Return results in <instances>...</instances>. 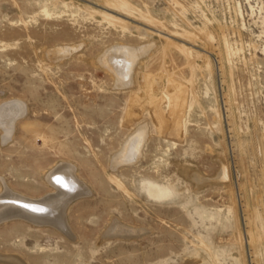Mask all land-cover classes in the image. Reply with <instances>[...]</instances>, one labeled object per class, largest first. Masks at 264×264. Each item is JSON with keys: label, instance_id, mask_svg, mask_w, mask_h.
Wrapping results in <instances>:
<instances>
[{"label": "rangeland", "instance_id": "rangeland-1", "mask_svg": "<svg viewBox=\"0 0 264 264\" xmlns=\"http://www.w3.org/2000/svg\"><path fill=\"white\" fill-rule=\"evenodd\" d=\"M118 47H144L126 88L100 61ZM7 102L26 112L0 126V194L58 221L1 222L0 264H264V0H0ZM142 128L139 162H118ZM62 163L80 194L41 204ZM113 220L142 232L105 237Z\"/></svg>", "mask_w": 264, "mask_h": 264}, {"label": "bare ground", "instance_id": "bare-ground-1", "mask_svg": "<svg viewBox=\"0 0 264 264\" xmlns=\"http://www.w3.org/2000/svg\"><path fill=\"white\" fill-rule=\"evenodd\" d=\"M143 48H141V49L140 48H136V49H131V50L128 49V48L125 49V48H121V47H118V49L117 48L116 49L113 48L114 51H110V50L109 51H105V53L100 57V61L105 66L110 68L113 72H115V74H116L115 76H117V81L116 82H117V86L118 87L126 88V87H129V86L132 85V82H133L132 81L133 78H131L132 77V72H133V69L135 67V64L138 63V61H137L138 58H137V53L136 52H141V50ZM67 49H70V48L61 47V48H57V49H54V50L51 49L52 52L46 50L45 54H43V55L46 58H48V59L51 58L50 60H52V62H53L52 53H53V55L55 54L54 55L55 58L58 57L59 55L60 56L61 55L65 56L66 53H67V51H66ZM135 53H136V55H135ZM25 112H26V108H25L23 103L7 102V103H4V104L0 105V126L5 131V135H6L5 138L6 139H10L11 138V136H12L11 134L13 133V130L15 128L14 126L16 124V121L19 118H21L25 114ZM144 129L145 128L140 129L141 130L140 133L132 135L133 137H131L128 140V142H126V146L124 145L125 147H123L124 148L123 151L121 149V152H120V154L118 156L119 158H117L119 160L118 162H123V163H126V164L127 163L131 164V163L139 162V160H140V158L142 156L141 155L142 154V148H143V143L142 142H145V141H143L145 139L144 138V135H145V130ZM117 159H115V160L117 161ZM120 164H122V163H120ZM221 166L222 167H221L220 173L218 172L219 174L217 175L218 176L217 178L220 181H222V182H226V181H228L227 167L224 164H222ZM113 167H115V164H114ZM67 168H68V164L62 163L60 166L58 165V167L55 168L54 170L51 169L53 171L51 172L50 178H52L54 186H56V188H58V194L52 195V196H50L48 198H45V200H40L41 204H44V205L50 204L55 198L59 197L60 195L66 194V193H67V195L71 194V196H78L80 194V192H81L79 190L80 188L79 189L76 188L77 185L75 186L73 184L74 180L70 181V179L68 178L67 172H65L67 170ZM188 176L190 178H192V180H195L198 184H201L202 182L206 181L204 179L203 175H201V174H199L198 172H195V171H191V172L189 171L188 172ZM109 178H110V180L113 181V183H116L121 189H123V191L128 192L127 188L124 186L123 183H121V181L117 177H115L114 175H110ZM78 181H80V180H78ZM147 182L148 183H147V186H146V190L148 191L149 195L151 197H153L154 199L166 200V199L174 196L175 193H176L174 187H172L170 185H165L163 183L160 184V183H157V182H149V181H147ZM84 190H83V192H84ZM7 197H11V199H8L9 202L5 201ZM20 197L22 198V196L20 194L14 193V192L12 193L8 189H5L4 193L2 192V194H0V201L3 200V201H1L0 206H2L4 204L7 205L6 208L4 207L3 209L0 210V223L1 222H5V221L7 222V220L12 219V218L14 219L15 217H18V216L25 218V220L28 219L31 222L36 223V224H40V225H42L45 222H48L49 217H47L46 215L39 216V215H37L38 212L36 214H34L33 211H32L33 208H31V205L27 206L28 205L27 202H26L27 205L22 203L23 205L20 206L19 205L20 203H18V201H20V200H18ZM258 198H260V197H258ZM30 201H29V204H30ZM257 202L258 201H255V203H257ZM32 204H34V203H32ZM64 206L56 205V209H55V213L54 214H57V215H54V216L60 215V213H62L61 211L64 210ZM49 208H51V207H49ZM50 219L51 220H49V223L51 221V222L56 224L57 221H58V220L54 221V220H52V218H50ZM110 223L111 224L109 225V227L105 231L106 232L105 235H104L105 237L121 236V237H126V238L128 237L129 238L131 236V234L135 233V231H137V234L140 233V231H141V230L132 229L131 227L125 226L124 224H122L121 222H118L117 220H113ZM67 234H68V232H67ZM8 257H9V255H8ZM16 263L21 264L18 259H17Z\"/></svg>", "mask_w": 264, "mask_h": 264}]
</instances>
